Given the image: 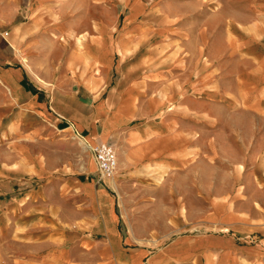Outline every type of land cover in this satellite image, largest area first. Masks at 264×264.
Instances as JSON below:
<instances>
[{
	"label": "rangeland",
	"instance_id": "rangeland-1",
	"mask_svg": "<svg viewBox=\"0 0 264 264\" xmlns=\"http://www.w3.org/2000/svg\"><path fill=\"white\" fill-rule=\"evenodd\" d=\"M52 1L38 13L44 39L37 51L30 41L22 48L28 72L100 80L104 89L130 96L134 117L126 131L156 123L165 134L154 135L153 126L142 140L162 137L152 149L164 153L131 167L119 158L106 180L131 232L164 242L189 230L209 232L223 212H236L253 227L247 244L260 246L242 263L264 264V92L257 88L263 82L255 71L253 0ZM224 14L230 21L223 26ZM34 53L43 61L32 66ZM18 137L0 134V143ZM75 140L70 157L86 176L98 174L89 143ZM12 153L0 146V212L13 214L8 224L17 208L38 201L20 199L28 184L16 181L15 166L4 165ZM14 240L0 250L7 257L0 264H18Z\"/></svg>",
	"mask_w": 264,
	"mask_h": 264
},
{
	"label": "crops",
	"instance_id": "crops-1",
	"mask_svg": "<svg viewBox=\"0 0 264 264\" xmlns=\"http://www.w3.org/2000/svg\"><path fill=\"white\" fill-rule=\"evenodd\" d=\"M52 2L0 0V134L19 136L0 146L13 152L4 165L15 166L16 181L28 184L20 199L38 200L31 207L17 208L12 224L8 221L13 214L0 212V250L15 239V245L21 248L14 256L18 264H76L86 263L90 257L91 264H243L242 256L260 246L247 244L253 227L233 216L238 213L223 212L226 216L215 221V228L209 232L189 230L164 242L141 239L122 218L107 181L99 182L98 174L91 170L86 176L88 171L70 157V145L76 144V137H82L91 145H114L122 166L144 165L154 160L149 158L152 155L164 153V147L159 152L152 149L162 137L142 143L143 137L153 133V126L158 128L154 135L165 134L156 123L126 131L134 117L130 96L121 91L117 94V89H104L97 85L100 80L92 85L67 73L54 80L28 72L22 48L30 41L31 51L33 47L37 51L39 39H44L39 35L43 33L38 30L42 23L38 13ZM263 2L249 3L255 4L251 7L255 39L260 41L254 55L258 58L255 71L263 82L257 87L261 92ZM239 16L246 22L245 10H240ZM222 19L223 26L230 21L226 14ZM64 26L69 34L66 22ZM46 33L48 40L51 36ZM242 48L246 50L245 44ZM35 54H31L32 66L43 61ZM135 141L139 142L132 146L130 142ZM0 258L7 261L4 255Z\"/></svg>",
	"mask_w": 264,
	"mask_h": 264
},
{
	"label": "built area",
	"instance_id": "built-area-1",
	"mask_svg": "<svg viewBox=\"0 0 264 264\" xmlns=\"http://www.w3.org/2000/svg\"><path fill=\"white\" fill-rule=\"evenodd\" d=\"M89 149L98 166L99 182L113 178L119 165L118 153L115 146L102 142L94 146L89 144Z\"/></svg>",
	"mask_w": 264,
	"mask_h": 264
},
{
	"label": "bare ground",
	"instance_id": "bare-ground-1",
	"mask_svg": "<svg viewBox=\"0 0 264 264\" xmlns=\"http://www.w3.org/2000/svg\"><path fill=\"white\" fill-rule=\"evenodd\" d=\"M89 147V146H88Z\"/></svg>",
	"mask_w": 264,
	"mask_h": 264
}]
</instances>
